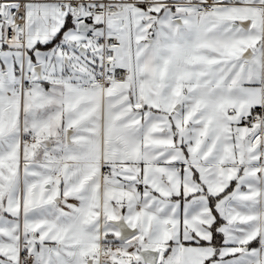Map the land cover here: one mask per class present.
I'll use <instances>...</instances> for the list:
<instances>
[{
    "label": "crops",
    "instance_id": "1",
    "mask_svg": "<svg viewBox=\"0 0 264 264\" xmlns=\"http://www.w3.org/2000/svg\"><path fill=\"white\" fill-rule=\"evenodd\" d=\"M163 1L167 2L149 8L152 9L150 15L142 6L124 10L120 16L131 18L125 27L119 25L117 15L106 16L109 18L106 21H113L107 27L112 33L109 35L128 30L134 40L137 57L133 55L128 65L121 64L125 61L121 42L116 49L117 63L131 72L126 80L107 88L88 85L91 77L87 81L70 79L52 85L61 92V119L53 134L45 133L42 139L45 144L37 140L22 145L24 129L21 121H17L16 107L0 105V264H17L22 248L15 217L21 169L26 163L48 165V179L56 182L55 193L58 195L49 200L47 205L54 210L46 219L47 225L54 223L58 230L48 226L52 235L47 233L43 237L48 246L56 249L50 251L52 255L46 260L36 253V264H85L92 255L97 264L116 262L115 242L119 230L111 220L121 215L138 231L121 241L127 248L119 247L120 250L124 254L155 249L158 251L155 264H165L163 260L159 263L158 259L160 248L167 244L170 246L163 253L165 257L171 254L172 247L179 245L182 264H209L212 259L240 252L237 241L252 240L255 234L254 229L249 228L252 213L244 204V198L251 192L256 195L257 184L252 177L256 172L254 164L206 160L211 155L207 146L211 134L224 140L222 130L229 125L225 115L228 108L222 100L195 107L196 112L201 113L200 119L214 115L220 125L215 132L206 131L205 141L201 142L204 151L207 150L203 158L200 155L204 151L198 153L196 146L193 151L197 153L193 158L190 154H187L188 158L183 157L178 142L180 127L175 124L172 151L155 156L148 148L152 137H157L158 143H171V139L158 137L160 112L156 108L157 100L151 98L152 92L164 100L169 92L181 95L183 87L199 86V90L193 92L200 100H206L212 96L226 97L227 87L232 84L261 89L260 82L264 77H261L259 65L251 60L254 51L249 49L250 42L238 38L240 28L247 29L251 21L241 25L239 22L245 21V16H229L224 12L227 10L224 6L233 4H217L211 12L197 13L195 6L186 3L188 0ZM168 5L172 9L169 17L163 20L162 29L167 54L160 63V56L147 54L146 42H153L151 32L158 25L152 14H161ZM175 5L184 7L177 12ZM258 7L264 13V8L259 4ZM243 49H246L244 54ZM259 63L262 64V60ZM214 66L219 69L214 70ZM181 107L178 105V109ZM249 107L250 113L243 111L241 117L245 122L253 123L250 117L261 106L250 104ZM191 124L194 129L196 123ZM32 130L24 132L35 137ZM253 135L249 144L256 146L258 142H251ZM169 164L171 166L167 167ZM103 167L111 169V173L103 175ZM119 191H125L127 196ZM208 195L219 197V200L211 204ZM228 199L232 203L226 204ZM227 207L229 212H225ZM217 217L222 220L217 229L223 235V245L218 257H214V248L199 241L211 240ZM228 223H232L230 227H227ZM137 234L138 243L148 242L149 245L137 249L135 243H130ZM51 239H55L52 240L54 243ZM103 240L114 247L105 249L101 258L100 242ZM253 242H256L255 247L260 246L259 239ZM203 248L209 253L205 255ZM94 261L90 259L89 262L93 264ZM139 262L147 264L140 258Z\"/></svg>",
    "mask_w": 264,
    "mask_h": 264
},
{
    "label": "rangeland",
    "instance_id": "2",
    "mask_svg": "<svg viewBox=\"0 0 264 264\" xmlns=\"http://www.w3.org/2000/svg\"><path fill=\"white\" fill-rule=\"evenodd\" d=\"M234 1L238 4L224 6L223 9H227L224 12L228 13L229 16H245L243 20L251 21V26L247 29L240 28L241 34L238 38L240 41L250 42L251 47L249 49L254 51L251 60L259 65V71L263 75L261 77H264V13L258 7V4L263 3L264 0ZM174 7L175 11L178 12L184 6L175 5ZM171 9L172 6L168 5L164 7L161 14H152L154 17L156 16L158 25H155L151 32L154 34L152 36L154 38L153 42H146L147 54L150 57L160 56V63L165 60L167 54L165 42H162V29L165 23L163 20L169 17ZM151 10H147L149 15ZM41 13L39 15V7L34 6L28 12V45L24 58L25 66L27 69L33 70L35 65H41V76L36 74L34 77V88L32 90L26 91L23 95L17 90L20 76L18 68H21L23 64V53L20 46L0 44V105H14L17 109V121H21L25 131L33 129L32 131L36 135L35 138L39 142L44 138L45 133L49 135L56 131L61 119V92L52 85L70 79L87 81L89 77L93 78L101 74L104 49L99 45L96 36L104 33L112 34L107 31V27L113 22L112 20L106 21L109 19L106 16L93 15L95 23L93 28L80 30L77 25L69 26L62 31L66 16H62L56 8L49 6L42 7ZM114 35L120 39L121 48L124 51L125 61L121 64L128 65L132 62L133 55L137 57L134 40L128 30L117 32ZM70 41H73L74 44ZM81 47L85 51L80 50ZM245 51L243 49L242 54ZM261 60L262 64L259 63ZM218 69V66H214V70L217 71ZM260 84H262L260 90L258 87L249 89L240 86L235 87L232 84L227 87L228 95L226 97L212 96L206 100L204 98L200 100L197 93L193 92V90H199V86L191 89L183 87L181 95H178L177 92H169L164 100L156 92L151 93V98L157 100L156 108H159L160 112L157 117L158 124H160V128H157L158 137L164 140L171 139V143H158V138L152 137L148 148L153 155L159 156L160 153H168L173 150L174 124L180 127L178 142L181 144L184 158H188L187 154L192 157L195 153L204 151V144L201 142L205 141L206 131L215 132L216 129L220 128L218 127L220 126L219 119L214 115L209 119H200L201 113H197L195 107L204 106L205 104L211 105L222 100V103L228 108L225 114L226 118L228 117V123L234 125V127L228 125L222 130V132L224 131V140L219 139L218 135L211 134L210 143L207 145L209 147L208 152L211 155L207 156L206 160L226 164H254L253 168L256 172L252 173V177L256 181L257 191L256 195L251 192L250 196L245 197L244 204L251 208L252 216L250 219L252 220L249 228L250 230L254 229L255 234L250 241H237V243H240V252L236 255L212 259L209 264H264V126L262 127L259 123L245 122L241 117L243 111L250 113V104H256L264 108V78ZM203 86L205 87V85ZM200 87H202V84ZM217 99L219 100L217 101ZM178 105L182 107L178 109ZM191 122L196 123L194 129L190 127ZM24 130L22 137H31ZM258 131L261 136L257 145H250L251 136ZM195 146L198 148L197 152L193 151ZM211 148L214 150L212 151ZM205 155H207V150L201 153L200 157ZM159 160L161 161V159ZM159 160L158 162H160ZM169 166L171 165H167V167ZM49 175L48 165L30 163L22 165L20 197L15 217L17 221L16 229L20 236L22 248L44 256L45 260L52 255L50 251H55L56 247L48 246V243L44 241V235L47 233L52 235L51 228L55 231L58 230V226H55L54 223L47 225L48 221H46L51 217L54 210L47 204L49 200L58 196L55 193L56 182L48 179ZM119 192L127 196L125 191ZM208 198H211V204H216V201L219 200V197L209 195ZM230 203L232 202L228 199L226 204ZM226 210L229 212L230 208L227 207L225 212ZM231 224L228 223L227 227H230ZM48 226H51V228ZM138 237V234L135 235L129 242L135 243L137 249L149 245L148 242L138 243ZM255 239H259L260 246L255 247L253 242ZM52 240L55 239H51V243H54ZM103 242L106 241L103 240ZM115 243L117 249L119 247L127 248L124 246V242L118 240ZM125 243H128V241ZM168 246L170 245H163L160 248L158 262L160 263L163 260L165 264H182L179 257V245L171 248L169 256L165 257L163 255ZM117 249L116 262L111 260L105 262V264H141L137 251H127L123 254L121 248ZM203 252L205 255L209 253L206 248H203ZM119 254L124 256L120 257ZM103 256L104 254L100 257L103 258ZM90 259H95L93 264H97L98 261L95 255L90 256L85 264H90Z\"/></svg>",
    "mask_w": 264,
    "mask_h": 264
},
{
    "label": "built area",
    "instance_id": "3",
    "mask_svg": "<svg viewBox=\"0 0 264 264\" xmlns=\"http://www.w3.org/2000/svg\"><path fill=\"white\" fill-rule=\"evenodd\" d=\"M163 0H0V44L18 45L23 53V64L18 68L20 74L18 81V92L23 95L26 91L32 90L36 72L27 69L25 66V54L28 45L27 25L28 12L32 6L41 8L44 6L54 7L62 16H72L76 20L93 15H117L120 26L125 27L131 22V18L121 17V13L130 6H142L146 9L159 3H166ZM186 3L196 7L197 13H206L214 10L217 4H235V1L216 0H188ZM264 8V3L259 4ZM99 45L103 47L101 74L88 80V85L101 86L107 88L115 82L126 80L130 74V69L117 63L116 49L120 45L117 37L109 34L96 36ZM251 122L264 126V110L258 107L250 117ZM261 133L258 131L252 139L253 144L258 142ZM37 141L35 137H25L21 139V144H33ZM58 171V170H57ZM55 171V173H57ZM111 173V169L103 167V175ZM113 247L112 243L100 242V256L105 249ZM17 264H36V254L31 251L20 249Z\"/></svg>",
    "mask_w": 264,
    "mask_h": 264
},
{
    "label": "water",
    "instance_id": "4",
    "mask_svg": "<svg viewBox=\"0 0 264 264\" xmlns=\"http://www.w3.org/2000/svg\"><path fill=\"white\" fill-rule=\"evenodd\" d=\"M247 21H240L239 24L244 25ZM78 28L80 30H89L93 28V24L88 21H80L78 23ZM74 43L73 41H70ZM80 50L85 51L83 47ZM251 52L248 50V53ZM248 53H245V56H248ZM34 70L37 75L41 76V65L37 64L34 66ZM42 144H45V140L41 141ZM111 222L118 228L119 234L117 235V239L120 241H125L126 239L132 237L137 233L138 229L136 227H131L128 222L125 220L124 216L121 215L118 219H112ZM140 259L142 262L147 264H155L158 257V251L155 249H141L139 250Z\"/></svg>",
    "mask_w": 264,
    "mask_h": 264
},
{
    "label": "trees",
    "instance_id": "5",
    "mask_svg": "<svg viewBox=\"0 0 264 264\" xmlns=\"http://www.w3.org/2000/svg\"><path fill=\"white\" fill-rule=\"evenodd\" d=\"M76 21H77L76 18H74L72 16H66V18L64 20V25L62 27V31H64L69 26H75ZM221 221L222 220L219 217H217V220L212 227V238L210 241H205V240L199 241V243H202V244H210L214 248V250H215L214 257H218L219 249L223 245V235L217 229L218 225L220 224Z\"/></svg>",
    "mask_w": 264,
    "mask_h": 264
},
{
    "label": "flooded vegetation",
    "instance_id": "6",
    "mask_svg": "<svg viewBox=\"0 0 264 264\" xmlns=\"http://www.w3.org/2000/svg\"><path fill=\"white\" fill-rule=\"evenodd\" d=\"M80 21H88L89 23H91V24H93V25L95 24V23H94V18H93V16H86V17H84V18H82V19L77 20L75 26H77L78 23H79ZM73 44H74V43H73Z\"/></svg>",
    "mask_w": 264,
    "mask_h": 264
},
{
    "label": "bare ground",
    "instance_id": "7",
    "mask_svg": "<svg viewBox=\"0 0 264 264\" xmlns=\"http://www.w3.org/2000/svg\"><path fill=\"white\" fill-rule=\"evenodd\" d=\"M256 133H258V132H256ZM256 133H255V134H256ZM255 134H254V135H255ZM254 135H253V136H254ZM113 247H114V245H113ZM113 247H111V248H113Z\"/></svg>",
    "mask_w": 264,
    "mask_h": 264
}]
</instances>
